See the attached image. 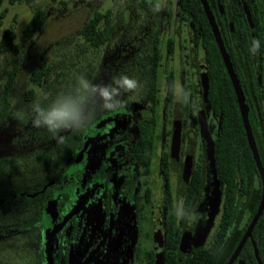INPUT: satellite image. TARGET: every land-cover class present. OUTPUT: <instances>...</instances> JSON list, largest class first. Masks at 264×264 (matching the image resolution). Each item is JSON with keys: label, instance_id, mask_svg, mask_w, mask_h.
<instances>
[{"label": "flooded vegetation", "instance_id": "1", "mask_svg": "<svg viewBox=\"0 0 264 264\" xmlns=\"http://www.w3.org/2000/svg\"><path fill=\"white\" fill-rule=\"evenodd\" d=\"M199 1L202 11L186 12L177 1L175 14L186 27L185 76L175 66L159 73L156 94L147 92L146 102L139 98L147 109L132 129L121 126L120 118L128 117L93 115L72 155L58 146L64 161L78 162L80 154L82 160L72 180L59 175L50 183L56 216L45 238L55 227L54 264H264V206L258 215L264 197V0H206L225 57ZM196 16L206 21L195 24ZM203 120L214 144L220 201L204 240L191 247L207 208Z\"/></svg>", "mask_w": 264, "mask_h": 264}, {"label": "rangeland", "instance_id": "2", "mask_svg": "<svg viewBox=\"0 0 264 264\" xmlns=\"http://www.w3.org/2000/svg\"><path fill=\"white\" fill-rule=\"evenodd\" d=\"M159 14L146 16L133 0H31L30 3L4 6L8 13L0 23V39L5 29L13 28L17 34L19 52H9L0 57V91L9 72L16 68L17 77L10 94V106L2 120L0 106V158H14L6 167V174H0V264H35L39 253L47 261L54 251L56 228L46 230L56 216V189H54L43 212L39 224L31 219L32 206L25 204L20 195L34 192L47 177L55 174L62 181H70L82 160L64 161L62 151L57 146L70 130L53 134L45 128H35L31 123L29 106L39 102L47 106L70 82L84 76L94 84H109L111 78L124 75L138 52L143 37L156 20L163 25L160 48L163 55L160 75H166L172 67L176 73L185 76L184 38L186 27L180 26L177 19L178 0H155ZM35 8L46 10V19L41 30L32 37L26 36L25 28L32 18ZM113 9L120 19L116 30L106 44L98 49L82 54L76 46L81 39L80 29L86 24L94 11ZM167 15V16H166ZM180 26V28H179ZM174 40V51H167L168 39ZM51 65V73L40 84H35L31 75L39 66ZM188 68V66H187ZM179 69V70H177ZM179 71V72H178ZM179 90V88H177ZM29 90L33 91L29 97ZM141 85L133 92H125L121 97L123 107L116 111H105L97 107L93 115L104 117L106 113L120 118L121 126L132 129L141 119L147 106L139 102ZM23 113V120L16 114ZM82 147V145H81ZM53 159L39 166L38 156ZM90 208V205H89ZM56 223V221H54Z\"/></svg>", "mask_w": 264, "mask_h": 264}, {"label": "trees", "instance_id": "3", "mask_svg": "<svg viewBox=\"0 0 264 264\" xmlns=\"http://www.w3.org/2000/svg\"><path fill=\"white\" fill-rule=\"evenodd\" d=\"M8 1L11 4L16 3H30L31 0H0V23L4 20L8 13V8L4 6L5 2ZM134 1V0H133ZM137 1V7L145 11L146 16L158 15L157 2L155 0H135ZM179 6L182 11L186 12L187 7H192L195 11H202V7L199 0H179ZM186 18V17H185ZM46 19V10L42 8H35L32 18L26 25L25 34L26 36L32 37L38 33ZM190 19V18H186ZM195 24L204 23L206 17L191 18ZM120 23V19L116 17L113 9H107L105 11H94L92 16L88 19L86 24L80 29L81 39L77 42V47L82 54H86L90 50H95L103 46L108 42L113 33L116 30L117 24ZM208 26V23H207ZM163 25L161 20L157 19L156 22L151 25L147 31V34L143 37L142 43L138 52L135 54L132 63L125 67L124 75L134 78L141 84V102H146L150 99V95L147 92L151 91V96L156 94L161 62L163 60L162 51L160 44L162 42ZM17 34L13 28H7L4 30L0 39V57L3 54L9 52H19L21 48L16 43ZM167 51L173 53L174 40L168 39ZM51 65L45 64L39 66L33 71L31 79L35 84H40L45 76L51 73ZM17 77V69H12L0 91V106H1V117L2 120L6 117L7 110L10 106V94L14 86ZM171 80V77L169 78ZM76 82H70L65 87V92L70 91L74 88ZM29 97H32L33 91L29 90ZM96 115V114H95ZM85 128L81 130H71L63 136V140L57 143L64 151V156H70L73 154V149L77 146L84 137ZM39 166L45 162L48 164L53 159L49 156H38ZM14 162V158H0V174L5 175L6 167ZM56 179L55 174L47 177L35 192H31L30 196L20 195L25 198V201L32 204L31 219L39 221L42 216L43 207L47 202L49 195L54 189L53 184H50ZM35 264H46L44 256L39 253L37 255V261Z\"/></svg>", "mask_w": 264, "mask_h": 264}, {"label": "clouds", "instance_id": "4", "mask_svg": "<svg viewBox=\"0 0 264 264\" xmlns=\"http://www.w3.org/2000/svg\"><path fill=\"white\" fill-rule=\"evenodd\" d=\"M252 43V51H258L259 41L253 40ZM138 87V81L126 75L114 76L106 85L94 84L84 76H79L72 90L60 92L47 106L39 102L29 106L32 126L45 128L57 136L62 131L84 129L91 123L97 107L105 111L119 110L124 106L119 97ZM181 96L187 99V93L183 90ZM16 118L23 120L24 114L18 113ZM58 140H63V137L58 136ZM176 214L178 219L184 217L182 204L177 207Z\"/></svg>", "mask_w": 264, "mask_h": 264}, {"label": "water", "instance_id": "5", "mask_svg": "<svg viewBox=\"0 0 264 264\" xmlns=\"http://www.w3.org/2000/svg\"><path fill=\"white\" fill-rule=\"evenodd\" d=\"M202 2H203L204 7H205V9L207 11L209 20L211 22V25H212V27L214 29L215 35H216V37L218 39V42H219V44L221 46L223 55L225 57L226 56V52H225V49L223 47L222 40L220 38L219 31H218V29L216 27L214 18L212 16L211 12H210V8L208 6V3H207L206 0H202ZM203 78L207 82V79H206L207 78V73L205 71H203ZM244 118H245V127H246V131H247L248 139H249L250 144L252 146L255 158H256V160L258 161V163H259V165L261 167V163H260L258 152H257L256 146H255V142H254V139H253L252 131H251L250 127H249L248 120H247L245 114H244ZM202 126H203L202 130H203V139H204V145H205V152H206V156H207V160H208V183L206 185V205H207V208H205L206 213L203 216L205 222L203 223L202 226H200L198 228L196 237L194 239V242H192L191 247L198 246L204 240L209 228L212 225V220H213V217H214V215H215V213H216V211L218 209L219 201H220V187H219V184H218V178H217V174H216V170H215L214 144H213L211 136L209 135L205 120H203ZM159 137L160 136L158 134L156 136L155 144L156 143L159 144L158 143V142H160L159 141ZM178 143H179V131H178L177 137H176V144L178 145ZM263 206H264V197H263L262 204H261L260 210L258 212V215L261 212ZM257 216L254 219L253 225L255 223V220H256ZM182 248H183V243H182V246H181V251H182ZM47 264H54V260H53L52 254H50V256L48 257Z\"/></svg>", "mask_w": 264, "mask_h": 264}]
</instances>
